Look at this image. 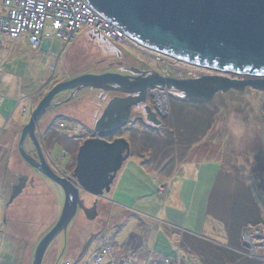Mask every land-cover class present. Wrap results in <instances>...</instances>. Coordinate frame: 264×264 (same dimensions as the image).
I'll use <instances>...</instances> for the list:
<instances>
[{
	"label": "rangeland",
	"instance_id": "rangeland-1",
	"mask_svg": "<svg viewBox=\"0 0 264 264\" xmlns=\"http://www.w3.org/2000/svg\"><path fill=\"white\" fill-rule=\"evenodd\" d=\"M86 34L97 35L82 29L73 43L51 41L47 53L31 49L25 37L0 34V159L22 167L28 177L26 189L8 212L4 205L9 194L0 196V230L6 219L8 231L17 235L14 242L6 238L0 246V264H17L22 252L24 264H32L37 245L62 211L63 191L28 169L18 153L21 130L53 87L84 74H126V68L174 79L213 75L184 63L170 66L133 44L136 53L131 55L127 45L110 48ZM166 95L162 128L135 123L108 138H124L130 144L129 158L101 198L81 192L85 209L97 204L96 218L89 221L78 210L66 233L51 243L42 264H214L215 256L233 264H264V94L230 91L202 104L184 102L175 91ZM69 96L66 92L55 97L53 105L62 104L49 109L34 131L45 161L43 141L51 151L49 158L58 163L59 173L51 171L63 179H69L67 170L74 171L77 147L115 94L83 90L63 103ZM142 107L132 109L129 123ZM48 119L74 140L52 132L45 141ZM31 146L35 151L27 138V154ZM30 181L38 188L31 190ZM240 196L252 202L253 214L231 226L239 204L234 199ZM19 239L28 246H20Z\"/></svg>",
	"mask_w": 264,
	"mask_h": 264
},
{
	"label": "water",
	"instance_id": "water-1",
	"mask_svg": "<svg viewBox=\"0 0 264 264\" xmlns=\"http://www.w3.org/2000/svg\"><path fill=\"white\" fill-rule=\"evenodd\" d=\"M85 3L134 46L213 75L174 79L157 73L140 74L137 70H131L137 76L84 74L57 84L41 99L21 130L18 153L29 167L63 191L64 203L56 224L37 245L32 264H42L49 246L66 233L78 210L89 221L96 218L97 204L85 209L80 194L98 199L110 191L117 173L129 158L130 144L124 138L111 142L106 139L125 128L132 109L146 105V121L159 126L158 103L163 101L168 110V91L178 92L185 101L197 104L230 91L252 89L264 94V0H85ZM49 47L50 43L46 42L41 51L47 53ZM83 90L121 96L109 100L103 109L93 129L96 138L84 141L78 148L74 180L63 179L46 164L34 131L49 109L62 104L53 105L55 97L70 92L63 102L68 103ZM27 138L38 160L24 150ZM24 187L23 184L14 189L9 204Z\"/></svg>",
	"mask_w": 264,
	"mask_h": 264
},
{
	"label": "built area",
	"instance_id": "built-area-1",
	"mask_svg": "<svg viewBox=\"0 0 264 264\" xmlns=\"http://www.w3.org/2000/svg\"><path fill=\"white\" fill-rule=\"evenodd\" d=\"M1 9L0 34L10 39L25 37L35 51H41L46 42L51 46L54 40L65 45L73 43L82 29L119 45H132L120 30L97 16L85 0H2ZM58 126L63 128L64 124Z\"/></svg>",
	"mask_w": 264,
	"mask_h": 264
},
{
	"label": "flooded vegetation",
	"instance_id": "flooded-vegetation-1",
	"mask_svg": "<svg viewBox=\"0 0 264 264\" xmlns=\"http://www.w3.org/2000/svg\"><path fill=\"white\" fill-rule=\"evenodd\" d=\"M86 36H88V38H89V40L90 41H102V42H104V43H107L109 46H110V48H116V49H121L120 47H121V45H119V44H116V43H114V42H111V41H108V40H106V39H104L103 37H101L100 35H87L86 34ZM126 45V44H125ZM124 46V45H123ZM127 47H128V49H130L128 52H129V54H133V53H136L135 52V47H133L132 45H127ZM122 50V49H121ZM160 60H162V61H165V60H167V63H169V65L170 66H176L175 64H177V61H169V59H165V58H162L161 56H160ZM164 59V60H163ZM143 63V62H142ZM179 63V62H178ZM126 70L128 71V72H126V74H120V75H124V76H137V75H135V74H133L132 72H131V70H137V69H133V68H126ZM138 71V70H137ZM111 71H106V73H110ZM140 74H145V75H149V74H151V73H156V72H152V71H149V72H143V71H138ZM103 74V73H102ZM105 74V73H104ZM116 74V73H115ZM158 74V73H157ZM160 75V74H159ZM160 76H164V75H160ZM199 76H201V75H197L196 77H199ZM189 77H192L191 75H189ZM173 78V77H172ZM180 79H182V78H180ZM187 79V78H186ZM102 94H115V96H113L112 98H114V97H116V96H121V95H118V94H116V93H102ZM111 98V99H112ZM110 99V100H111ZM184 100V99H183ZM184 102H187V101H185L184 100ZM151 106V105H150ZM145 107H146V105H143V107H142V109H141V112L139 111V115L137 114V116H136V118H132V122L131 123H128L127 125H126V128H125V130H129V128H131V126L132 127H134V125H136L135 123H138V124H142L143 125V127H152V128H154V129H160V128H162V126L164 125V117H165V111H166V107H165V103L163 102V101H161V102H159L158 103V110H159V113L160 114H158L157 115V118H158V121L160 122V124H159V126H155V125H153L152 123H149V122H147L146 121V114H145ZM100 117V116H99ZM72 119V120H71ZM70 120H71V124L72 125H74L75 127H78L76 124H75V122H77V121H75L72 117L70 118ZM50 123V124H49ZM95 125V124H94ZM47 126V127H46ZM85 127V126H84ZM45 130L47 131H49V134L47 135V137L45 138V141H46V139H48L49 138V136L52 134V132H54V133H56V134H59L61 137H65V138H68V139H70V138H74L73 136L72 137H70V135H69V132H63V130L61 131V130H58V129H56V128H54L53 127V124H52V122L48 119V120H46V122H45ZM86 130H89V129H87L86 128ZM89 133H90V135L89 136H87L85 139H82V141L81 142H84V141H86V140H89V139H94V138H96V135H95V133L93 132V131H90L89 130ZM114 139V138H113ZM70 140H74V139H70ZM76 140H79V138H76ZM106 140H108V138L106 139ZM109 140H112V138L111 139H109ZM45 142L43 141V151H44V154H45V158H46V161H47V163H48V166H49V168L53 171V172H55V173H59L58 172V169L56 168V166L55 165H57L58 163H56V162H54L53 160H52V158H49L51 155V151H50V149H48L45 145ZM28 146H30V144L28 145ZM81 146V145H80ZM80 146H78V148L80 147ZM5 153V152H4ZM28 153H30L29 155L31 156V157H33V158H35V159H37V155H36V151H34V149H33V147L31 146V150L28 152ZM69 155V154H68ZM70 156V155H69ZM71 157V156H70ZM38 160V159H37ZM75 161H76V159H75ZM24 165L25 166H27L28 167V169H30L32 172H34L35 174H39L37 171H35L34 169H32L31 167H29L26 163H24ZM12 167V168H11ZM20 170V171H19ZM21 170H22V167H19V166H16L15 164H10V161H9V159H0V196H1V199L3 198V197H7V196H4V195H7V194H9L8 195V201H7V203H5V205H4V210L5 211H7L8 209H9V207L10 206H12L13 205V202L11 203V204H8L9 203V198H10V196H11V194H12V192L14 191V189L15 188H17V187H20V186H22L23 184H24V189L22 190V192L26 189V187H27V184H28V177L27 176H25L24 175V173H21ZM12 171V173H10ZM72 171L73 170H67V174H66V177L67 178H69V179H74L73 177H72ZM24 178H27V180H26V182H24L23 181V179ZM29 187L30 188H32L31 190H34L35 188H38V185H35L34 184V182L33 181H30L29 182ZM22 192H21V194H22ZM20 194V195H21ZM19 195V196H20ZM8 212V211H7ZM18 224V223H17ZM9 231H12V229L11 230H9ZM8 231V229H7V222H6V219H5V223H4V225L1 227V230H0V246L1 245H3V241H5V239L7 238L9 241H15L16 239H17V235H14L12 232H9ZM11 244V243H10ZM19 245L20 246H23V247H27L28 246V244L26 243V242H24V240H20L19 239ZM22 250H25V249H22V248H20V251L22 252ZM25 254H26V252H25ZM23 255V252H22V255L21 254H19V257H18V259H16V262H17V264H24V262H25V259H24V257L26 256V255ZM23 257V258H22ZM14 258V257H13ZM15 259V258H14Z\"/></svg>",
	"mask_w": 264,
	"mask_h": 264
},
{
	"label": "trees",
	"instance_id": "trees-1",
	"mask_svg": "<svg viewBox=\"0 0 264 264\" xmlns=\"http://www.w3.org/2000/svg\"><path fill=\"white\" fill-rule=\"evenodd\" d=\"M78 148V147H77ZM234 200H238L239 201V204H238V207H235L236 208V215L233 217V218H231L232 219V225L231 226H234V225H236L237 223H240V221L241 220H243L244 218H246V217H248V216H252V214H253V209H252V207H253V205L251 204L252 202L250 201V200H247V197H244V196H240V197H238V198H236V199H234ZM230 238H232L231 236H230ZM195 240H196V238H195ZM232 241V240H231ZM196 242L200 245V246H203V245H206V244H204L203 242H201V240L200 239H198V240H196ZM201 242V243H200ZM230 243H232V242H230ZM231 248H232V246H231V244L229 245ZM206 258L208 259V260H210V258H209V255L208 256H206ZM225 260H229L228 262H226L225 264H233L234 262L232 261V260H230V259H223L222 257H220V256H215V263L214 264H223V262L225 261ZM114 264V263H113ZM210 264H211V262H210Z\"/></svg>",
	"mask_w": 264,
	"mask_h": 264
},
{
	"label": "bare ground",
	"instance_id": "bare-ground-1",
	"mask_svg": "<svg viewBox=\"0 0 264 264\" xmlns=\"http://www.w3.org/2000/svg\"><path fill=\"white\" fill-rule=\"evenodd\" d=\"M244 237H245V240L248 241L247 235H245Z\"/></svg>",
	"mask_w": 264,
	"mask_h": 264
},
{
	"label": "crops",
	"instance_id": "crops-1",
	"mask_svg": "<svg viewBox=\"0 0 264 264\" xmlns=\"http://www.w3.org/2000/svg\"><path fill=\"white\" fill-rule=\"evenodd\" d=\"M188 165H191V163L190 164H188ZM120 203V202H119Z\"/></svg>",
	"mask_w": 264,
	"mask_h": 264
}]
</instances>
